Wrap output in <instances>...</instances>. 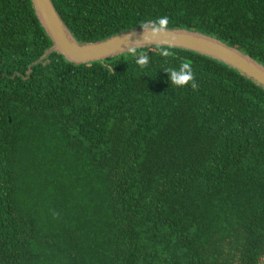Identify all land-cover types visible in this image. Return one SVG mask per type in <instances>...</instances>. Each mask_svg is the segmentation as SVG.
<instances>
[{
	"label": "trees",
	"instance_id": "16d2710c",
	"mask_svg": "<svg viewBox=\"0 0 264 264\" xmlns=\"http://www.w3.org/2000/svg\"><path fill=\"white\" fill-rule=\"evenodd\" d=\"M52 1L80 42L167 17L264 65V0ZM50 46L30 0H0V264H264V89L181 48Z\"/></svg>",
	"mask_w": 264,
	"mask_h": 264
},
{
	"label": "water",
	"instance_id": "95a60500",
	"mask_svg": "<svg viewBox=\"0 0 264 264\" xmlns=\"http://www.w3.org/2000/svg\"><path fill=\"white\" fill-rule=\"evenodd\" d=\"M34 13L51 41L49 52L81 65L102 61L130 51L153 46H171L196 52L235 69L264 89V65L238 48L196 30L168 28L167 34L152 36L151 28H130L102 40L80 42L71 33L52 0H30ZM146 36L151 40H146Z\"/></svg>",
	"mask_w": 264,
	"mask_h": 264
},
{
	"label": "clouds",
	"instance_id": "9594fccd",
	"mask_svg": "<svg viewBox=\"0 0 264 264\" xmlns=\"http://www.w3.org/2000/svg\"><path fill=\"white\" fill-rule=\"evenodd\" d=\"M168 24V18L162 17L158 18L156 21L144 23L142 27H144L146 30L151 28L152 36H155L158 33L167 34ZM146 40H151V37L146 36ZM160 54L163 57H169L172 55L171 51H169L167 48H161ZM136 63L142 68L147 67L149 64V58L145 54L141 58L137 59ZM168 70L170 71L172 81L175 85L185 86L188 85L190 81H192V88L195 89L197 87L196 83L194 82V73L190 64L181 63L179 70H176L175 68Z\"/></svg>",
	"mask_w": 264,
	"mask_h": 264
},
{
	"label": "rangeland",
	"instance_id": "374dc122",
	"mask_svg": "<svg viewBox=\"0 0 264 264\" xmlns=\"http://www.w3.org/2000/svg\"><path fill=\"white\" fill-rule=\"evenodd\" d=\"M264 260V259H263Z\"/></svg>",
	"mask_w": 264,
	"mask_h": 264
}]
</instances>
